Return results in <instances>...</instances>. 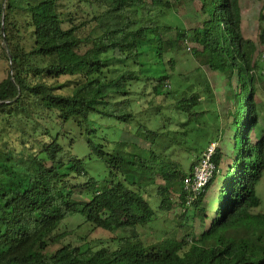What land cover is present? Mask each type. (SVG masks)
I'll list each match as a JSON object with an SVG mask.
<instances>
[{"label":"trees","instance_id":"16d2710c","mask_svg":"<svg viewBox=\"0 0 264 264\" xmlns=\"http://www.w3.org/2000/svg\"><path fill=\"white\" fill-rule=\"evenodd\" d=\"M175 1L110 0L103 11L79 23L62 17L61 0L0 2V39L10 61L9 73L0 82V264H264V214L252 212L261 204L256 186L264 174V132L255 141L251 137L259 123L256 84L261 72L258 75L256 52H264V10L258 42L243 33L241 0H199L201 24L168 38L176 28L158 19L175 11ZM22 21L31 29L30 49L22 44ZM186 40L193 43L195 58L223 75L229 96L236 101L229 124L235 132L232 152L218 144L213 157L218 171L189 204L185 180L207 147L221 141L220 135L207 141L196 156L187 151L191 157L187 155L186 168L171 157L186 149L184 141L166 125L162 130L137 127L136 133L150 146L120 142L130 144L128 153L118 146L105 151L91 130L89 156L101 157L110 169L103 183L89 175L83 159L58 161L64 150L60 133L34 136L39 147L27 155L2 147L3 126L22 112L31 113L30 99L79 125L95 113L128 122L138 102L132 97L139 93L135 83H145L149 94L175 98L178 110L191 118L212 114L222 131L227 116L223 119L218 111L206 78L201 80L208 87L203 95L198 90L201 81L190 82L191 76L186 94L175 93L166 82L175 78V55L184 50ZM61 76L77 78L71 93L58 92L62 85L47 81ZM118 104L126 106L123 113H117ZM203 119L207 123L208 118ZM118 172L122 175L116 178ZM82 176L87 177L84 184L70 183L71 177ZM154 184L159 187V209L172 208L175 194L183 212L181 220H174L176 236L147 244L138 228L159 218L146 197ZM214 184L216 197L209 198ZM76 194L90 199L79 200ZM77 212L94 229L120 232L118 247L87 251L63 244L52 251L60 224Z\"/></svg>","mask_w":264,"mask_h":264},{"label":"rangeland","instance_id":"374dc122","mask_svg":"<svg viewBox=\"0 0 264 264\" xmlns=\"http://www.w3.org/2000/svg\"><path fill=\"white\" fill-rule=\"evenodd\" d=\"M2 0H0L1 2ZM110 0H61L59 10L62 12V17L68 21L72 19L75 22H81L92 18L96 13L104 10ZM175 1V0H173ZM244 10V26L246 35L254 42H258V34L260 29L259 18L261 11L264 10V0H241ZM175 11H167L158 20L163 25H172L176 28L172 33H168L167 37L172 38L176 36L177 31L181 32L182 28L190 29L199 26L203 19L200 10L199 0H178L175 1ZM67 24V23H66ZM65 24V26H66ZM22 25V44L25 48L30 49L33 44L31 37V29L26 27L24 21ZM181 28V29H180ZM184 50L176 53L177 60L174 68V80H167L166 82L171 85L173 91L182 93H189V81L187 76H191V80L201 81L206 78L209 81L212 89V94L215 95V101L218 111L222 114L223 119L227 116V123L224 124V129L220 130V126L210 116L190 117V115L179 111L176 106V99L170 96L162 97L149 94L150 87H145V83H135L133 88L138 90V94H133L132 97L138 102L135 105V116L132 120L126 122L116 119L112 116L102 114H92L88 122L79 125L75 119L64 121L59 116L57 111H48L44 106L39 104L35 99H30L29 112H22L16 116L12 123L3 126L1 134V145L9 151L15 152L16 155H27L32 149L39 147L38 143L33 139L36 135H44L45 132L50 131L52 134H61V144L64 146L63 152L58 156V161L69 162L72 159H83L84 167L89 175L99 181L105 182L110 177V169L104 159L97 155L89 156L91 148L88 145V132L93 136L96 143L101 144L105 151H113L117 146L124 149L126 153L130 152V144L122 145L120 142H127L136 144L138 147L146 148L150 146L146 140L136 133L137 127L146 125L151 129L162 130L163 126L176 131V137L179 141H184V147L179 153L176 152L171 157L173 160L180 162L184 167L189 165V157L199 154L204 145L211 138L215 141L214 137L220 135L221 141L218 144L223 146L226 153L232 152L234 130L230 127L233 121L232 114L235 111V99L230 97L228 91L227 80L218 71H213L208 65L202 63L197 57L192 55L193 43L184 42ZM261 48V47H260ZM263 49V48H262ZM263 51L258 49L256 58L260 62L261 75L258 76L257 88V107L259 113V123L257 128L252 131L251 137L255 141L259 134L264 132V57ZM112 63H117L113 60ZM199 68V69H198ZM10 69V61L8 59V52L5 48V42L0 39V82L8 75ZM201 69V71H200ZM75 76H61V77H47V81L55 86H60L58 92L71 93L76 81ZM190 79V78H189ZM234 86L237 87L236 79H234ZM169 88V87H168ZM206 84L201 81V86L198 90L203 95L206 91ZM206 108L211 109L212 105L206 98L203 99ZM214 103V102H213ZM214 105V106H215ZM119 108V109H118ZM117 113H123L126 110L124 104H118ZM116 109V110H117ZM128 109V108H127ZM210 119H209V117ZM203 118H208L207 123H204ZM205 125L207 127H205ZM164 130V129H163ZM224 130V131H223ZM239 142L241 135L239 136ZM182 140H180V139ZM184 138V139H183ZM28 142H32L29 145ZM191 150V154H186ZM189 157H188V156ZM128 157V156H127ZM226 162V160H225ZM150 164V163H148ZM225 169V167H223ZM223 171V169H222ZM122 175L118 172L116 178ZM87 181V177H71L70 183L73 185H82ZM137 185V184H136ZM158 185L154 184L147 189V198L158 212L157 222L150 225L138 228L143 240L147 244L158 243L168 236H176L173 234L175 231L174 220H181L182 207L180 208V200L178 195L172 194L173 205L170 209H159L160 197L157 195ZM217 191V184H214L212 189L208 192V197L215 198ZM256 194L261 199V204L252 209L253 213L264 214V174L256 186ZM145 195V194H143ZM75 198L89 200L90 196H83L76 194ZM208 199V198H207ZM209 202V199H208ZM180 203V204H179ZM199 219H196L195 226L197 227ZM119 233H113L103 228H95L92 224L85 221L82 213L77 212L66 219L60 224L59 229L55 232L57 236V243L53 244L51 250H55L60 245L70 244L72 246H81L87 251H95L102 247L115 249L118 247L117 236ZM157 246V245H156Z\"/></svg>","mask_w":264,"mask_h":264},{"label":"built area","instance_id":"2783aa9c","mask_svg":"<svg viewBox=\"0 0 264 264\" xmlns=\"http://www.w3.org/2000/svg\"><path fill=\"white\" fill-rule=\"evenodd\" d=\"M217 146V142H212L207 147L203 152L199 163L195 166L193 175L185 180L184 190L188 195V204L197 198L212 179L215 172L218 171L217 165L213 159Z\"/></svg>","mask_w":264,"mask_h":264},{"label":"crops","instance_id":"0c3cea01","mask_svg":"<svg viewBox=\"0 0 264 264\" xmlns=\"http://www.w3.org/2000/svg\"><path fill=\"white\" fill-rule=\"evenodd\" d=\"M241 8H242V15H243V18H244V10H243L242 3H241ZM242 28H243V33H244L245 37H246V38H249V37L246 35V33H245L246 29H245V26H244V21H242Z\"/></svg>","mask_w":264,"mask_h":264}]
</instances>
